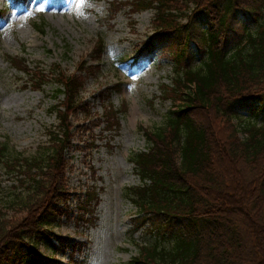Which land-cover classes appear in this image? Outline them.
I'll list each match as a JSON object with an SVG mask.
<instances>
[{
    "label": "trees",
    "instance_id": "1",
    "mask_svg": "<svg viewBox=\"0 0 264 264\" xmlns=\"http://www.w3.org/2000/svg\"><path fill=\"white\" fill-rule=\"evenodd\" d=\"M135 7L155 11L149 45L171 39L176 68L164 92L173 105L164 124L142 128L147 152L131 157L142 184L126 191L138 210L136 232L150 225L157 239L140 244L132 263L264 264V0H141ZM97 42L99 59L104 37ZM11 63L36 80L25 61ZM52 77L64 102L54 109L60 124L48 132L49 145L24 158L0 143V164L19 177L14 190H23L0 211V264L54 262L41 249L61 223L60 200L70 197L73 120L85 103L78 76L59 67ZM37 82L36 89L47 85ZM240 103L255 108L245 116Z\"/></svg>",
    "mask_w": 264,
    "mask_h": 264
},
{
    "label": "rangeland",
    "instance_id": "2",
    "mask_svg": "<svg viewBox=\"0 0 264 264\" xmlns=\"http://www.w3.org/2000/svg\"><path fill=\"white\" fill-rule=\"evenodd\" d=\"M12 1L0 0V143L24 158L49 145L48 132L60 124L54 109L64 102L52 77L59 67L80 78L85 103L73 120L66 169L70 197L60 200L61 223L41 252L53 258L49 264H133L140 244L157 239L146 231L150 225L136 232L138 210L126 191L142 184L131 157L147 152L142 128L162 126L173 106L164 92L175 78L176 49L166 38L143 53L154 36L155 11H139L135 5L141 0H85L87 19L73 14L75 0ZM42 5L47 9L43 13L37 11ZM101 36L105 46L98 59ZM187 39L183 36V45ZM124 57L131 61L120 63ZM12 58L25 61L36 80ZM137 59L140 63L133 62ZM38 79L47 85L36 89ZM254 104L240 103L239 109L246 116ZM19 181L16 172L0 164V211L23 192L14 190ZM54 245H62L58 253Z\"/></svg>",
    "mask_w": 264,
    "mask_h": 264
},
{
    "label": "clouds",
    "instance_id": "3",
    "mask_svg": "<svg viewBox=\"0 0 264 264\" xmlns=\"http://www.w3.org/2000/svg\"><path fill=\"white\" fill-rule=\"evenodd\" d=\"M85 0H75V3L72 6V12L78 18L87 19V13L84 11Z\"/></svg>",
    "mask_w": 264,
    "mask_h": 264
},
{
    "label": "snow or ice",
    "instance_id": "4",
    "mask_svg": "<svg viewBox=\"0 0 264 264\" xmlns=\"http://www.w3.org/2000/svg\"><path fill=\"white\" fill-rule=\"evenodd\" d=\"M46 10H47V9H46V7H45L44 5L40 6V7L37 9V11H38V12H41V13L45 12Z\"/></svg>",
    "mask_w": 264,
    "mask_h": 264
}]
</instances>
